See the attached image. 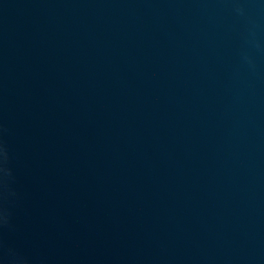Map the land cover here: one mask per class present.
Here are the masks:
<instances>
[{
  "label": "water",
  "instance_id": "obj_1",
  "mask_svg": "<svg viewBox=\"0 0 264 264\" xmlns=\"http://www.w3.org/2000/svg\"><path fill=\"white\" fill-rule=\"evenodd\" d=\"M0 264H264V0H0Z\"/></svg>",
  "mask_w": 264,
  "mask_h": 264
},
{
  "label": "clouds",
  "instance_id": "obj_2",
  "mask_svg": "<svg viewBox=\"0 0 264 264\" xmlns=\"http://www.w3.org/2000/svg\"><path fill=\"white\" fill-rule=\"evenodd\" d=\"M0 152H4V153H6V150L3 148L2 145H0Z\"/></svg>",
  "mask_w": 264,
  "mask_h": 264
}]
</instances>
